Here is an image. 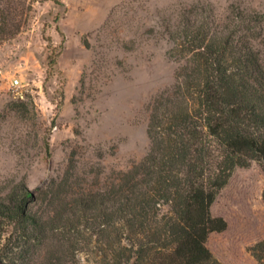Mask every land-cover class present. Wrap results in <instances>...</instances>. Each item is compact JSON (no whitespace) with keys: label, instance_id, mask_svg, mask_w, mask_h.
<instances>
[{"label":"trees","instance_id":"16d2710c","mask_svg":"<svg viewBox=\"0 0 264 264\" xmlns=\"http://www.w3.org/2000/svg\"><path fill=\"white\" fill-rule=\"evenodd\" d=\"M14 4L0 0V26ZM159 17L177 67L148 104V153L104 174L73 151L40 189L0 182V264H223L212 205L235 169L264 167V11L193 0ZM249 251L264 264V239Z\"/></svg>","mask_w":264,"mask_h":264},{"label":"rangeland","instance_id":"374dc122","mask_svg":"<svg viewBox=\"0 0 264 264\" xmlns=\"http://www.w3.org/2000/svg\"><path fill=\"white\" fill-rule=\"evenodd\" d=\"M190 1L14 0L0 26V182L25 178L40 189L73 151L104 174L140 161L150 149L148 104L177 67L171 44L150 29L160 31L159 11ZM243 1L264 11V0ZM263 192L264 167L253 162L213 203L227 229L207 245L223 264H257L249 248L264 239Z\"/></svg>","mask_w":264,"mask_h":264},{"label":"built area","instance_id":"2783aa9c","mask_svg":"<svg viewBox=\"0 0 264 264\" xmlns=\"http://www.w3.org/2000/svg\"><path fill=\"white\" fill-rule=\"evenodd\" d=\"M12 85H13V86H18V85H19V80H18V79H15V80L12 82Z\"/></svg>","mask_w":264,"mask_h":264}]
</instances>
